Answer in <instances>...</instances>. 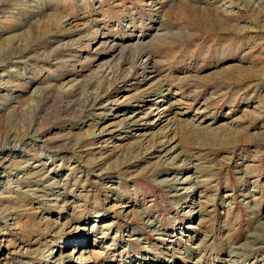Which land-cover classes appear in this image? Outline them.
<instances>
[{
    "label": "rangeland",
    "instance_id": "obj_1",
    "mask_svg": "<svg viewBox=\"0 0 264 264\" xmlns=\"http://www.w3.org/2000/svg\"><path fill=\"white\" fill-rule=\"evenodd\" d=\"M34 1L0 13V264H264V0Z\"/></svg>",
    "mask_w": 264,
    "mask_h": 264
},
{
    "label": "bare ground",
    "instance_id": "obj_2",
    "mask_svg": "<svg viewBox=\"0 0 264 264\" xmlns=\"http://www.w3.org/2000/svg\"><path fill=\"white\" fill-rule=\"evenodd\" d=\"M21 2L22 4H26V3H35L36 2L34 0H0V13H2V11L6 10L9 8L10 5H12L11 3H14V2ZM253 1V0H252ZM261 1V0H260ZM24 2V3H23ZM256 2V1H255ZM20 3V4H21ZM19 4V5H20ZM24 4V5H25ZM38 15H42L44 13V11L42 10V8L40 7V9H38ZM221 20L220 19H217L216 20V24L218 25V22H220ZM53 38V37H52ZM55 38V37H54ZM51 39H48L47 42L49 41L50 42ZM56 40V39H55ZM55 40L53 39L52 43H55ZM46 47V46H45ZM134 47V46H133ZM139 47V46H138ZM137 47V48H138ZM126 48H130V47H125L123 48L122 51H124V49ZM136 48V49H137ZM135 49V48H134ZM29 50H32V49H29ZM130 50V49H129ZM131 51V50H130ZM27 52L23 51V52H9V53H6L4 54L2 57H0V67L1 66H4L5 64H7V62H11L13 61V59L17 58V56H24ZM134 53V52H133ZM125 54V53H124ZM135 57V56H133ZM143 58H147L148 61L151 59V53L150 52H147V51H144L141 55V59ZM227 75V74H226ZM238 75V74H237ZM235 77V76H234ZM236 78V77H235ZM231 79V78H230ZM80 89L74 91V92H71L69 94H60V96L58 97V100L59 102L66 106H70V107H74L75 104H77L79 107L85 109V110H92L94 109L96 106L99 105V97H97L96 95L90 93V92H87V90L85 89V91L83 92V96L82 98H79V95H81V91H79ZM54 95V94H52ZM51 95V96H52ZM55 99H56V95L53 96ZM53 98V99H54ZM76 98V99H75ZM49 99H50V96H49ZM50 101V100H49ZM73 103V104H72ZM200 134V133H199ZM236 134V133H234ZM232 139V138H230Z\"/></svg>",
    "mask_w": 264,
    "mask_h": 264
}]
</instances>
